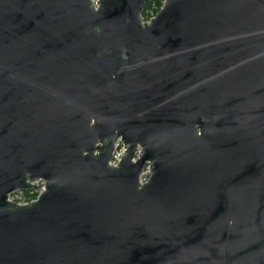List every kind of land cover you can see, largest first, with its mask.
<instances>
[{"label":"water","instance_id":"1","mask_svg":"<svg viewBox=\"0 0 264 264\" xmlns=\"http://www.w3.org/2000/svg\"><path fill=\"white\" fill-rule=\"evenodd\" d=\"M146 3L0 0V264H264V0Z\"/></svg>","mask_w":264,"mask_h":264},{"label":"built area","instance_id":"2","mask_svg":"<svg viewBox=\"0 0 264 264\" xmlns=\"http://www.w3.org/2000/svg\"><path fill=\"white\" fill-rule=\"evenodd\" d=\"M92 1H93L94 6L97 7L98 0H92ZM139 151H140V149L138 148L137 149V152H136V156L139 154ZM123 154H124V147H123V144H122L121 140L118 139L116 141V143H115V149H114L113 159L110 162V164L113 165V166L117 165L118 162L120 161V159H121V157H122ZM147 175H148V167L146 166L143 169V171H142V173L140 175V182L142 184L145 183V182H147ZM39 182H43V181H40L39 180V181L35 182V185L38 184ZM43 188H44V185L41 186V187H38V188H37V185H36V188L34 190H32V191H29L28 193L33 194L34 192H37L36 191L37 189H40V191H42ZM21 192L20 191H17V192H14V193L10 194L9 197H8V199L10 201H12V202L17 203V204H27L29 202H32V201L36 200V197L37 196L35 198H29V199H27V198L25 199V198H21V197H17V196H14L13 197V195H15L16 193H21ZM22 193H25V192L23 191Z\"/></svg>","mask_w":264,"mask_h":264},{"label":"trees","instance_id":"3","mask_svg":"<svg viewBox=\"0 0 264 264\" xmlns=\"http://www.w3.org/2000/svg\"><path fill=\"white\" fill-rule=\"evenodd\" d=\"M163 1L164 0H147V3H146L144 10L142 12V16L144 18H147L149 11H152L153 15H155L156 12H158L160 10V8L162 7ZM24 194L29 195L28 192H25ZM32 196H34V198H35L37 195L32 194Z\"/></svg>","mask_w":264,"mask_h":264},{"label":"rangeland","instance_id":"4","mask_svg":"<svg viewBox=\"0 0 264 264\" xmlns=\"http://www.w3.org/2000/svg\"><path fill=\"white\" fill-rule=\"evenodd\" d=\"M164 2V1H163ZM163 4V3H162ZM154 15H153V13H152V11H149L148 12V17L147 18H144L143 16H142V18H143V21L144 22H147V21H149L152 17H153ZM37 185V188L38 187H41V186H43L44 185V183L43 182H39L38 184H36ZM37 192H34L33 194H35V195H39L40 194V189H37L36 190ZM21 192V191H20ZM23 192V191H22ZM16 193L15 195H13V197L14 196H17V197H21V198H27V199H29V198H34V196H32V194H30L29 193V195H26V194H24V193ZM37 198V197H36Z\"/></svg>","mask_w":264,"mask_h":264}]
</instances>
